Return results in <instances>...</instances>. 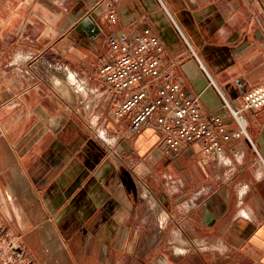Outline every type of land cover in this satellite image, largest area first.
Listing matches in <instances>:
<instances>
[{
	"label": "crops",
	"instance_id": "0c3cea01",
	"mask_svg": "<svg viewBox=\"0 0 264 264\" xmlns=\"http://www.w3.org/2000/svg\"><path fill=\"white\" fill-rule=\"evenodd\" d=\"M108 1L0 0L1 233L32 264H264V0H110L114 26ZM138 21L226 130L223 97L262 96L206 163L150 121L121 138L131 115L111 119L125 95L97 75L105 37ZM45 54L75 87L28 68Z\"/></svg>",
	"mask_w": 264,
	"mask_h": 264
},
{
	"label": "built area",
	"instance_id": "2783aa9c",
	"mask_svg": "<svg viewBox=\"0 0 264 264\" xmlns=\"http://www.w3.org/2000/svg\"><path fill=\"white\" fill-rule=\"evenodd\" d=\"M107 6L108 23L117 25L118 16L110 0ZM105 43L108 52L97 75L114 98L125 95L122 101L114 102L111 119L117 122L131 115L121 138L136 134L150 121L160 132V142L172 149L195 144L194 156L206 163L210 155L224 151L222 142L230 135L245 134L242 110L260 105L261 95L255 94L240 107L223 97L224 112L237 124L236 130H226L221 117L204 113L198 98L190 97L175 79L171 65L164 62L165 47L147 23L138 21L131 28L109 32ZM98 135L103 137L104 133Z\"/></svg>",
	"mask_w": 264,
	"mask_h": 264
},
{
	"label": "rangeland",
	"instance_id": "374dc122",
	"mask_svg": "<svg viewBox=\"0 0 264 264\" xmlns=\"http://www.w3.org/2000/svg\"><path fill=\"white\" fill-rule=\"evenodd\" d=\"M28 68L30 70L34 68L39 69L45 83L57 84V81L60 80L61 82L59 84H61V87H67V89L69 86L75 87L76 85V79L72 76L67 77V74L62 72L63 66L60 63H56L47 54L39 61L37 66L29 62ZM33 73L35 75V72ZM0 234V237H3V239L6 238L7 240L2 241L0 239V242L4 245L0 248V264H32L29 254L24 249H20L21 246L18 242L13 239L11 240L10 237H6L5 233H1V231Z\"/></svg>",
	"mask_w": 264,
	"mask_h": 264
}]
</instances>
